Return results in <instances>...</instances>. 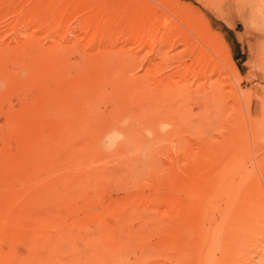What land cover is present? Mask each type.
<instances>
[{
    "label": "rangeland",
    "instance_id": "374dc122",
    "mask_svg": "<svg viewBox=\"0 0 264 264\" xmlns=\"http://www.w3.org/2000/svg\"><path fill=\"white\" fill-rule=\"evenodd\" d=\"M0 264H264V0H0Z\"/></svg>",
    "mask_w": 264,
    "mask_h": 264
},
{
    "label": "bare ground",
    "instance_id": "6f19581e",
    "mask_svg": "<svg viewBox=\"0 0 264 264\" xmlns=\"http://www.w3.org/2000/svg\"><path fill=\"white\" fill-rule=\"evenodd\" d=\"M151 40H152V38H151ZM150 38L149 37H141L140 39H139V41H138V43H140L142 46H146V45H148V44H150ZM153 42V41H152ZM226 45V44H225ZM176 46H177V41H171V40H164L163 42H162V46H161V48L159 49V51H158V55H159V57L161 58V59H170L171 61L173 60V57H174V55H171V54H173L174 53V51L176 50ZM186 46V45H185ZM223 47V46H222ZM227 47V46H226ZM223 49H225V48H223ZM194 51V52H193ZM192 51V53H190L189 54V58L192 60V61H194V59H196L197 57H196V55L194 56V54L196 53L195 52V50H193ZM222 52H225L224 54L226 55V57L229 59V61L230 62H232L231 61V57H229V53H228V51L225 49V50H223ZM172 56V57H171ZM172 58V59H171ZM226 58V59H227ZM175 61V65L177 66V68H179V67H184V68H186L188 65H187V61H186V59L184 58V57H179V56H176L175 57V59H174ZM156 62V61H155ZM232 68H233V70H236L235 69V66L233 65L232 66ZM189 72H187L185 75H184V77H183V79L184 80H187V78H188V74ZM173 74V73H172ZM182 79V80H183ZM188 82V81H187ZM197 190V189H196ZM199 190V189H198ZM195 192V191H194ZM202 192V191H201ZM190 193H191V191H190ZM189 193V194H190ZM185 194H187V192L185 193ZM197 194H198V192H197ZM197 194H196V196H197ZM202 194V193H201ZM191 195V194H190ZM192 195H194L195 196V194L193 193ZM190 197H192V196H190ZM198 197H201V195L199 194L198 195ZM190 202V201H189ZM197 203V202H196ZM196 205V204H195ZM195 208V207H194ZM243 219H244V217H243ZM236 220H237V217H236ZM239 220V219H238ZM241 220V219H240ZM201 221V220H200ZM235 221V220H234ZM242 221V220H241ZM244 221V220H243ZM239 224H240V226H242L241 225V223H243V222H238ZM197 225V224H196ZM234 228H235V225L233 226ZM238 227H239V225H238ZM234 228H232V229H234ZM237 228V227H236ZM240 228V227H239ZM245 228V227H244ZM244 228H242V230L241 231H243L244 230ZM235 230V229H234ZM239 231V230H238ZM240 231V232H241ZM250 231V230H249ZM199 232V231H198ZM234 234H235V232H234ZM237 234L239 235L240 233L239 232H236V234L235 235H232V238L230 239L232 242H237ZM196 235H198V234H196ZM234 236V237H233ZM230 237H231V235H230ZM238 246V244H236V245H233L232 246V248L233 249H235L236 247ZM239 249V248H238ZM231 252H232V250H231ZM230 252V253H231ZM233 254H235L234 252H232ZM229 259H232V257L231 258H229ZM236 259V257L234 258V260Z\"/></svg>",
    "mask_w": 264,
    "mask_h": 264
}]
</instances>
